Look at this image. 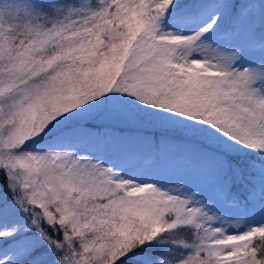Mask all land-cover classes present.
<instances>
[{
    "label": "snow or ice",
    "instance_id": "obj_1",
    "mask_svg": "<svg viewBox=\"0 0 264 264\" xmlns=\"http://www.w3.org/2000/svg\"><path fill=\"white\" fill-rule=\"evenodd\" d=\"M0 264H264V0H0Z\"/></svg>",
    "mask_w": 264,
    "mask_h": 264
}]
</instances>
